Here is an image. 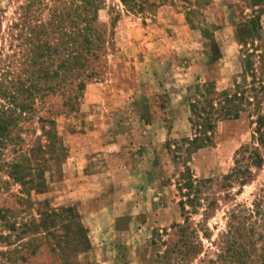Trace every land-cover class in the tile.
<instances>
[{"label": "rangeland", "instance_id": "1", "mask_svg": "<svg viewBox=\"0 0 264 264\" xmlns=\"http://www.w3.org/2000/svg\"><path fill=\"white\" fill-rule=\"evenodd\" d=\"M23 1L0 0L2 30ZM106 1L102 18L117 17L115 46L107 56L106 74L87 83L78 111L57 117L67 149L60 171L58 165L52 167L46 186L31 189L29 202L19 198L27 197L24 186L0 171V207L14 210L18 227L9 241L0 239L1 264H158V254L165 249L159 238L166 239L172 225L184 223L186 216L202 241L189 264H200L203 258L216 257L214 241L226 229L228 209L236 203L251 207L264 188L263 164L243 187L216 186L210 209L202 206L186 213L177 185L187 167L196 179L226 176L238 149L251 142L247 114L219 121L213 141L205 147L187 151L183 142L194 137L190 104L212 89L229 87L242 72L235 27L252 12L248 0H199L204 16L192 22L187 11L198 0H168L143 12L128 11L121 0ZM203 18L220 26L214 31L221 49L218 58L212 57L202 32ZM262 26L257 44L264 79V12ZM12 156L8 151L6 158ZM68 207L74 219H67L71 216L63 210ZM52 211L60 216L53 222L52 216L44 219V213ZM25 222L34 224L27 233L22 231ZM65 233L71 245L63 253L56 245ZM28 246L36 253L26 262L18 260L17 253L12 262H5L8 252H26Z\"/></svg>", "mask_w": 264, "mask_h": 264}, {"label": "trees", "instance_id": "2", "mask_svg": "<svg viewBox=\"0 0 264 264\" xmlns=\"http://www.w3.org/2000/svg\"><path fill=\"white\" fill-rule=\"evenodd\" d=\"M166 1L121 0L128 11L134 12L152 9ZM199 2L188 8L190 22L204 16ZM248 3L251 14L235 27L236 40L242 45L240 78L237 76L223 90L208 91L204 98L190 104L194 137L183 142L187 143V151L205 147L213 141L219 121L237 119L243 114L251 118V142L238 149L235 166L222 178L196 179L189 167L180 172L177 185L180 205L186 213L196 212L202 206L210 209L214 204L210 196L216 186L243 187L253 177L254 168L261 169L264 164V79L260 76L261 54L257 44L262 36L264 0ZM107 6L106 0H25L17 6L4 30L0 24V171L24 186L27 197H19L23 201H31L32 188L40 190L46 186L47 173L57 165L60 171L61 158L67 156L57 129V117L77 112L87 83L106 74L107 56L115 46L117 19L102 18L101 12ZM1 18L0 10V23ZM202 22L212 57L218 58L221 49L214 31L220 26L206 18ZM177 149L183 146L178 145ZM8 151L13 153L11 159L6 158ZM3 182L9 184L10 180ZM231 194L228 191L227 196ZM186 204L193 211L186 209ZM72 210V207L63 210L71 216L67 219H74ZM14 213L9 207H0V228L9 231L4 235L0 230V239L9 241L17 231ZM226 213V229L214 241L218 249L216 257L203 258L200 264H264V188L256 194L251 207L236 203ZM44 214L46 220L60 216L55 211ZM32 226L33 223L25 222L22 231L27 233ZM197 232L187 216L184 223H174L166 239L158 237L165 246L158 254V264H189L202 248ZM48 233L54 235L51 230ZM70 245L71 236L65 233L56 246L64 253ZM30 250L28 246L26 252H8L5 262L13 261V253L26 262L36 253V249Z\"/></svg>", "mask_w": 264, "mask_h": 264}]
</instances>
